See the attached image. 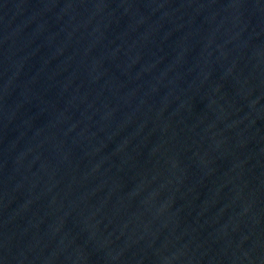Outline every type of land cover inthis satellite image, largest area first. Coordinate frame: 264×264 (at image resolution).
Instances as JSON below:
<instances>
[{"label":"water","instance_id":"water-1","mask_svg":"<svg viewBox=\"0 0 264 264\" xmlns=\"http://www.w3.org/2000/svg\"><path fill=\"white\" fill-rule=\"evenodd\" d=\"M0 264H264V0H0Z\"/></svg>","mask_w":264,"mask_h":264}]
</instances>
